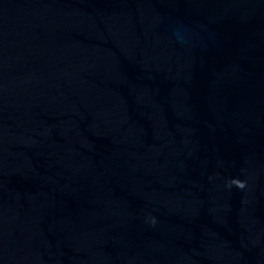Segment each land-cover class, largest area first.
Returning <instances> with one entry per match:
<instances>
[{
  "label": "water",
  "instance_id": "obj_1",
  "mask_svg": "<svg viewBox=\"0 0 264 264\" xmlns=\"http://www.w3.org/2000/svg\"><path fill=\"white\" fill-rule=\"evenodd\" d=\"M0 264H264V0H0Z\"/></svg>",
  "mask_w": 264,
  "mask_h": 264
}]
</instances>
